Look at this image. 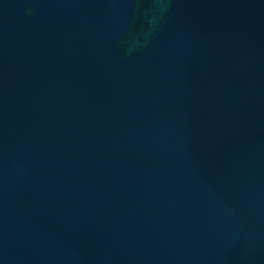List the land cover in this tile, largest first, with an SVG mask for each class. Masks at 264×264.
<instances>
[{
  "label": "water",
  "instance_id": "95a60500",
  "mask_svg": "<svg viewBox=\"0 0 264 264\" xmlns=\"http://www.w3.org/2000/svg\"><path fill=\"white\" fill-rule=\"evenodd\" d=\"M0 264H264V0H0Z\"/></svg>",
  "mask_w": 264,
  "mask_h": 264
}]
</instances>
